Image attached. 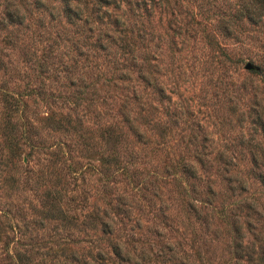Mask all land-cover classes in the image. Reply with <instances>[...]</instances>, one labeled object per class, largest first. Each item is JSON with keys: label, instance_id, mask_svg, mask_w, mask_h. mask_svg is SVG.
I'll list each match as a JSON object with an SVG mask.
<instances>
[{"label": "rangeland", "instance_id": "obj_1", "mask_svg": "<svg viewBox=\"0 0 264 264\" xmlns=\"http://www.w3.org/2000/svg\"><path fill=\"white\" fill-rule=\"evenodd\" d=\"M79 5L0 0V264H264V0Z\"/></svg>", "mask_w": 264, "mask_h": 264}, {"label": "trees", "instance_id": "obj_2", "mask_svg": "<svg viewBox=\"0 0 264 264\" xmlns=\"http://www.w3.org/2000/svg\"><path fill=\"white\" fill-rule=\"evenodd\" d=\"M60 1L62 2V6H63L62 10H63L64 15L66 16L67 19H69L73 16L75 18H77L78 20L80 19V17H79V15H80L79 11L81 9V7L79 5L80 0H60ZM113 1H119V0H113ZM120 2H124L126 4V0H120ZM259 178H260L259 180H260V182L264 188V177L260 176ZM102 224H105V223H102ZM114 255L116 257H118L119 259L121 258L119 248L114 247ZM262 256L264 258V250L262 251ZM124 260H126V259H124Z\"/></svg>", "mask_w": 264, "mask_h": 264}, {"label": "water", "instance_id": "obj_3", "mask_svg": "<svg viewBox=\"0 0 264 264\" xmlns=\"http://www.w3.org/2000/svg\"><path fill=\"white\" fill-rule=\"evenodd\" d=\"M245 67H246V68H251V65L247 63V64L245 65Z\"/></svg>", "mask_w": 264, "mask_h": 264}]
</instances>
